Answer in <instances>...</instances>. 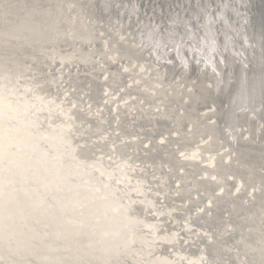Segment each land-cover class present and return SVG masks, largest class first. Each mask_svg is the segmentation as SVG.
<instances>
[{
    "label": "water",
    "instance_id": "obj_1",
    "mask_svg": "<svg viewBox=\"0 0 264 264\" xmlns=\"http://www.w3.org/2000/svg\"><path fill=\"white\" fill-rule=\"evenodd\" d=\"M141 1L0 0V264H264V0Z\"/></svg>",
    "mask_w": 264,
    "mask_h": 264
},
{
    "label": "bare ground",
    "instance_id": "obj_2",
    "mask_svg": "<svg viewBox=\"0 0 264 264\" xmlns=\"http://www.w3.org/2000/svg\"><path fill=\"white\" fill-rule=\"evenodd\" d=\"M181 2V0H178L177 1V3L179 4ZM153 3H154V5H153ZM146 4H148L147 5V8H145V6H146ZM152 4V5H151ZM183 6L185 5V4H182ZM181 5V6H182ZM250 5L251 6H257V4L256 3H254V0H252V1H250ZM155 6H160L159 5V2H155L154 0H143V1H141V7L143 8V11H146L147 13H149V12H152L154 9H155ZM177 7H180V5H177V6H174V9H178ZM211 7H213V6H209V7H207V8H211ZM124 7H123V5H118V10H122L125 14H126V21L127 20H129L132 16H134V15H129V13L131 14V12L132 11H135L133 8H131V7H129V8H127L126 10H124L123 9ZM133 9V10H132ZM169 9H171V7L169 8ZM129 12V13H128ZM167 12V10L166 9H162V14L164 13H166ZM123 14V13H122ZM220 15H224L225 16V21L228 23V24H230L233 20H235L233 17H231L230 15H234V13L232 12V11H227V10H224L223 12H221V14ZM134 18V17H133ZM192 19V17H188V20L190 21ZM112 24H113V28H112V31H114L115 33L116 32H119L120 31V22H117L118 20H117V18L115 17V16H113V18H112ZM93 21V25L95 26L94 28H98V29H96V31H98V33H99V31H102L101 30V22H103V20H97V22L95 21V20H93V19H91L90 21H89V24H91V22ZM236 21V20H235ZM139 24L142 22V21H137ZM92 25V26H93ZM135 26H136V24H134ZM237 26H240V24H238V25H234V26H230V27H232L233 29H237ZM122 30V29H121ZM121 33H122V36L124 35L123 34V31H120L119 32V35H121ZM169 37H171V35L169 34ZM98 39H104V37H101L100 35H99V37H98ZM58 65H60V63H57V65L56 66H54V68H56V67H58ZM99 65V64H98ZM51 66H53V65H51ZM68 67H65V68H62V69H57V71L59 72V73H61L62 71H64L65 69H67ZM73 70L75 69V67L74 68H72ZM59 84H60V86H61V89H64L65 90V87L66 86H63L62 84H63V82H64V79H60L59 81ZM66 92H67V90H65ZM63 95H64V93H63ZM261 96H264V92H263V95L261 94ZM261 101V100H260ZM87 105V104H86ZM241 110V109H240ZM239 109L237 110V112H239L240 111ZM230 130H233V127L230 129ZM200 141H198V142H196V145L199 143ZM196 145H194L193 146V148H196ZM223 149L224 148H221L220 150H211V152H207L208 153V155H211V154H216L217 153V151L218 152H222L223 151ZM53 156H55V154H53ZM77 162H82V161H80L78 158H75V159H71L70 160V163L71 164H73V168L74 169H76V168H79L78 169V172H80V171H82L83 170V168H85V167H89V169H91V170H96V169H98L99 170V168H98V166L97 165H95V164H93V163H91V162H82L81 164H78ZM99 172H100V170H99ZM102 172V171H101ZM103 173V172H102ZM86 179V178H85ZM175 183V182H174ZM98 188L97 187H95L94 188V190H97ZM177 201H179V202H177ZM174 203H181L180 202V200H177L176 198H174ZM193 210L195 211V210H197L196 209V207L195 208H193ZM5 213H9V212H12L10 209H7V210H5L4 211ZM4 225H7L8 223H3Z\"/></svg>",
    "mask_w": 264,
    "mask_h": 264
}]
</instances>
